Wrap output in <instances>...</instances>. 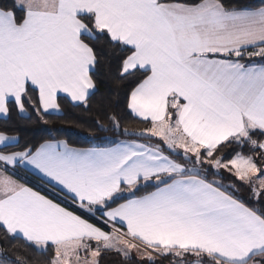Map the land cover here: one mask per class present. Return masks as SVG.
Masks as SVG:
<instances>
[{
  "label": "snow or ice",
  "instance_id": "1",
  "mask_svg": "<svg viewBox=\"0 0 264 264\" xmlns=\"http://www.w3.org/2000/svg\"><path fill=\"white\" fill-rule=\"evenodd\" d=\"M101 45L146 126L112 115L97 127L135 138L91 147L0 130V229L46 264H264V0H0V115L61 114L60 93L87 108Z\"/></svg>",
  "mask_w": 264,
  "mask_h": 264
},
{
  "label": "trees",
  "instance_id": "2",
  "mask_svg": "<svg viewBox=\"0 0 264 264\" xmlns=\"http://www.w3.org/2000/svg\"><path fill=\"white\" fill-rule=\"evenodd\" d=\"M118 55V51H113L107 45H101V58L107 63H102L97 69L98 90L91 97L90 105L87 108L82 105L71 104L66 98L58 96L61 114H37L29 108L26 115L22 116L13 108L9 117L0 118V130H5L8 135L17 136L19 145L36 147L45 140L51 139L67 140L70 145L75 147L98 145L116 139H134L135 137L121 135L119 131H101L97 127V122H100L110 128L109 117L112 115H115L119 120L121 129L135 130L146 126L144 122L135 118L126 108L125 94L133 86L131 81L134 78L130 77L128 80L118 81ZM32 94L34 95V93ZM45 120L47 123L44 122ZM3 150L5 149L0 148V151ZM6 150L12 151L16 148L12 147ZM8 172L23 183H27L36 190L50 195L47 191V185H42L41 179L36 176L25 172L26 175L23 174V176L25 175L30 179L28 181L22 178L20 172L13 173L10 169ZM34 182L41 187L34 184ZM228 182V180H225V183ZM142 191L144 190L142 189ZM248 194L247 188H240V195L245 201L248 198L244 196H248ZM97 216H99V213H97ZM117 227L119 226L117 225ZM0 252L6 253L8 257L13 259L16 257L25 259L28 264H46L52 254L51 249L47 252H40L25 244L22 239L8 238L3 229H0ZM162 259L163 261L156 258L157 264H168L167 258ZM101 264H146V262H142L135 256L125 259L123 256L110 252L103 256Z\"/></svg>",
  "mask_w": 264,
  "mask_h": 264
},
{
  "label": "crops",
  "instance_id": "3",
  "mask_svg": "<svg viewBox=\"0 0 264 264\" xmlns=\"http://www.w3.org/2000/svg\"><path fill=\"white\" fill-rule=\"evenodd\" d=\"M58 96H62V97H64V98H66L71 104H74L71 100H70V98L66 95V94H64V93H60V94H58ZM19 115H22V116H25L26 115V113H19V112H17ZM49 114H51V113H49ZM133 115V114H132ZM134 116V115H133ZM0 118H6V117H4L3 115H0ZM10 136H13V135H10ZM58 140H63V139H58ZM107 143H109V142H105V143H103V144H98L99 146H105ZM93 146V145H92ZM87 147H91V146H87ZM11 170V169H10ZM17 172H20V174L21 175H23V174H25V172L26 173H28V174H32L33 176H36L37 178H39V179H41V177H40V175L38 174V173H36L35 172V170H33V171H28V170H26L25 168H23V167H17L16 169H15ZM14 170V172H13V170H11L13 173H16V171ZM7 174L9 175V176H12L14 179H17V180H19L16 176H14L13 174H11V173H9V172H7ZM26 175V174H25ZM24 175V176H25ZM22 178H24L23 176H22ZM25 179V178H24ZM25 180H27V179H25ZM20 181V180H19ZM28 181H30L29 179H28ZM21 183H23L22 181H20ZM34 184H36L37 186H40L39 184H37V183H35L34 182ZM31 187V186H30ZM41 187V186H40ZM119 226V225H118ZM108 230H110V229H108Z\"/></svg>",
  "mask_w": 264,
  "mask_h": 264
},
{
  "label": "rangeland",
  "instance_id": "4",
  "mask_svg": "<svg viewBox=\"0 0 264 264\" xmlns=\"http://www.w3.org/2000/svg\"><path fill=\"white\" fill-rule=\"evenodd\" d=\"M244 197H246V198L249 199L250 195L248 194V196L246 195V196H244ZM132 256H135V257H137L138 259H140V258L137 256L136 253H133ZM156 258H158L159 260L163 261V259H162L161 257H156Z\"/></svg>",
  "mask_w": 264,
  "mask_h": 264
},
{
  "label": "built area",
  "instance_id": "5",
  "mask_svg": "<svg viewBox=\"0 0 264 264\" xmlns=\"http://www.w3.org/2000/svg\"><path fill=\"white\" fill-rule=\"evenodd\" d=\"M21 176H23V175H21ZM25 179H27L28 180V178L26 177V176H23ZM30 180V179H29Z\"/></svg>",
  "mask_w": 264,
  "mask_h": 264
}]
</instances>
